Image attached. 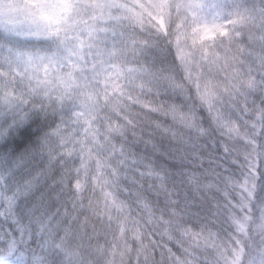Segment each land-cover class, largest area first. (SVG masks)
<instances>
[{"label": "clouds", "instance_id": "obj_1", "mask_svg": "<svg viewBox=\"0 0 264 264\" xmlns=\"http://www.w3.org/2000/svg\"><path fill=\"white\" fill-rule=\"evenodd\" d=\"M200 2L202 6L190 7L189 0H127L132 11L121 29L126 46L120 45L124 49L120 63L126 58L148 75L143 87L129 89L131 95L125 99L114 95L116 89L105 76L103 64L94 59L98 53L86 35L89 21L96 23L89 0H83L68 22L51 25L40 38L26 29L21 35L0 31L5 51L11 48L54 58L63 69L57 71L46 63L21 67L13 86L29 103H17L0 115L4 133L0 135V190L17 197L16 223L0 217V232L15 233L18 226L31 231L29 248L37 252V241L52 237L59 241L69 235L68 243L80 248L76 264H170L162 248L153 251L152 233L157 244L181 256L178 243L191 247V264H264V121L256 111L264 109V0ZM197 22L225 25L229 37H217L216 46L230 44L232 56L223 68L206 62L202 47L194 42L192 28ZM181 49L187 53L184 61L178 55ZM166 78L181 90L172 88ZM210 82L215 92L211 110L203 98ZM140 101L164 110L174 106L184 118L146 112ZM217 110L227 117V127L217 120ZM24 113L27 117L22 120ZM77 116L79 121L74 119ZM109 122L127 128L126 143L110 134ZM133 132L139 142H134ZM113 143L124 144V153L113 155ZM45 145L47 151H42ZM131 152L136 154L135 164L127 159ZM21 160L24 163L19 165ZM85 162L87 168L81 173ZM145 165L163 175L165 189L147 176L142 183L128 182L125 173L135 176L133 169ZM98 166L138 222L124 235L117 230L119 217L112 216L113 224L106 225L113 244L107 256L97 251V245L106 247L103 239L97 240L105 223L97 221L96 208L103 211L101 205L86 212L87 235L80 226L84 217L73 223L64 215V207L71 210L70 201L79 195L85 205L89 199H101L86 180L98 174ZM61 176L64 185L52 187ZM82 181L85 191L78 195L72 185ZM58 191L59 199L54 196ZM145 201L150 213L142 207ZM161 217L179 219L209 239L194 247L184 237L169 238L170 226L160 223ZM31 255L29 251L27 264ZM49 261L63 264V257L53 253Z\"/></svg>", "mask_w": 264, "mask_h": 264}, {"label": "snow or ice", "instance_id": "obj_2", "mask_svg": "<svg viewBox=\"0 0 264 264\" xmlns=\"http://www.w3.org/2000/svg\"><path fill=\"white\" fill-rule=\"evenodd\" d=\"M139 2V0H137ZM83 0H0V31L21 35L22 30H28L29 35L35 38H40L45 34V29H50L51 25L57 24L60 21L68 22L70 18H73L74 13L80 10V5ZM92 11L96 16V23L92 24L89 21V31L86 33L88 40L92 41L95 52L98 55L94 56V59L100 61L104 66L105 76L108 77L109 83L116 89L114 95L120 99H125L131 95L129 89L135 87H143L144 78L148 75L143 68L132 65L124 58V63H120L123 57L124 49L120 47L121 44L126 46V35L122 29V25L125 20L129 19V13L132 11L127 6V0H89ZM190 7H200V0H189ZM138 19V17H137ZM48 34H52L51 31ZM217 37H229V33L226 31L225 25L215 22H197L192 28V38L194 42L198 43L205 53V61L210 64H214L219 68H223L226 63L229 62L232 53L231 45H223L220 48L216 46ZM210 53V55H209ZM179 57L184 61L187 57L185 50L181 49L178 52ZM36 63H46L50 68L55 65L57 71H62L60 64H56L54 58L42 56L39 54L24 53L11 48H5L0 45V115L4 114L3 109L12 111L17 103L27 104L28 99L23 95H17L14 83L20 77L21 67H31ZM78 67V62L73 65L72 71H75ZM99 67V65H98ZM71 72L69 76H71ZM27 73H25V76ZM188 76H191V72H188ZM168 79L170 86L176 90H181V86ZM123 81V83H122ZM198 83V82H197ZM252 85V82H249ZM157 95L159 93L157 92ZM214 84L209 83L205 88L204 99L209 104V108L214 106ZM138 99V98H137ZM141 106L146 112L161 111L164 115H170L173 119H183V114L178 112L174 106H170L167 110L161 107L153 105L151 102L140 101ZM79 111V110H77ZM258 117L261 121H264V109H256ZM216 118L225 127H227L229 121L224 115L222 110H217ZM27 113L21 116V119H25ZM76 121L81 118L79 116L74 117ZM110 124V134L113 136H119L125 143L127 142V128L120 124ZM135 126L133 121L130 125ZM64 129H59V134H63ZM4 133L0 132V135ZM133 136L136 137L134 142H139L140 137L133 132ZM63 143V140L61 141ZM113 155H121L124 153V144L113 143L111 145ZM225 150L227 147L225 146ZM42 151H47V146L42 148ZM71 155V153H66ZM135 153L131 152V155L127 159L135 164ZM52 159H56L55 156ZM23 160L18 164L22 165ZM99 167V172L95 176H87L86 180L91 181L95 190H98L101 194V199L93 201L89 199L87 205L82 195L85 191L86 183L77 182L72 185L73 191L79 195V199L70 201L71 210L67 206L64 207V215L73 220V223L81 221V217H84L83 223L80 225L87 235L88 221L86 217L87 210L96 208L99 204L103 207V211L96 208L97 221H104L101 227L104 229L103 234L97 233V240L103 239L106 247L101 249L97 245L98 254L102 256L108 255V249L113 247V244L108 241V227L113 224L112 216L115 214L119 217L121 224L118 226V231L123 230V234L127 235L129 230L138 226L137 220H134L130 214V210L126 208V205L121 201L111 184L108 183L105 178L103 167ZM87 168L86 162L82 164L81 173ZM136 173L135 176H130L125 173V178L129 183L136 184L142 183V178L147 176L150 179H155L159 182L158 186L163 190L165 185L163 184L164 177L161 173L156 172L150 165H145L144 168L133 169ZM65 183V177L61 176L53 180L52 187L56 185L63 186ZM151 187V185H149ZM6 187V186H5ZM122 190H127L124 185H121ZM19 192V189H17ZM61 192L54 193V196L59 199ZM170 195V193H169ZM16 194L10 193L4 190H0V201L4 203V207L0 208V217L5 219L11 218L13 223H16L15 205ZM142 207L151 212L150 205L145 201L142 202ZM172 215L176 216L175 210H172ZM160 223L170 226L168 233L169 238L172 236H181L192 242V246L199 247L202 241H207L209 237L204 232H196L191 228L183 225L179 219L168 220L164 217L160 218ZM45 231H48L45 229ZM70 232L71 230H66ZM51 237V233H49ZM153 236V251L157 247L162 248L166 254V258L170 261V264H191L190 257L193 255L191 247L184 248L183 244L178 243L177 247L184 253L183 256L177 254L170 248H166L156 242V233H152ZM71 236L66 235L64 240L57 241L54 237L51 241L46 238L42 241H37V248L30 249L29 245L33 240V234L31 231H26L23 227L18 226L16 232L11 230L6 232H0V264H27L28 252L31 251V264H50L49 257L55 253L63 257V264H76L80 259L79 246H73L68 241ZM113 255L115 253L113 252ZM18 257L23 259H17L15 262L12 257ZM144 259L148 257L145 255Z\"/></svg>", "mask_w": 264, "mask_h": 264}]
</instances>
